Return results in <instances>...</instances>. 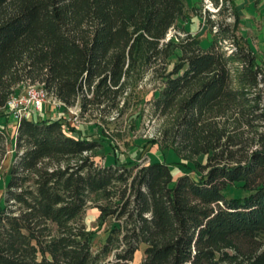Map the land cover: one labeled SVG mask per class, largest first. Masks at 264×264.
I'll return each instance as SVG.
<instances>
[{
  "label": "trees",
  "instance_id": "16d2710c",
  "mask_svg": "<svg viewBox=\"0 0 264 264\" xmlns=\"http://www.w3.org/2000/svg\"><path fill=\"white\" fill-rule=\"evenodd\" d=\"M212 1L234 23L207 19L202 48L189 32L165 42L184 0H0V110L34 85L81 115L110 114L132 76L154 68L149 109L172 114L164 143L207 157L197 177L173 182L165 162L100 165L101 141L60 119H21L0 200V264H130L141 245L140 264H264V68L235 34L233 0ZM5 143L0 126V167ZM234 184L248 195L227 198ZM96 194L100 224L113 223L94 252L81 217Z\"/></svg>",
  "mask_w": 264,
  "mask_h": 264
},
{
  "label": "rangeland",
  "instance_id": "374dc122",
  "mask_svg": "<svg viewBox=\"0 0 264 264\" xmlns=\"http://www.w3.org/2000/svg\"><path fill=\"white\" fill-rule=\"evenodd\" d=\"M221 2L222 0H219V3ZM233 2L240 19L235 34L237 38H241V44L251 49L264 68V0H233ZM207 19L218 23L223 21L229 25L234 23L229 13L220 15V11L213 5L212 0H184L183 14L167 34L165 42L170 40L176 42V35L183 36V32H189L199 39L202 48H207L211 41L209 28L206 25ZM225 46L230 47L228 44ZM179 55V51H175L168 59L167 72H170L178 62ZM153 69H144L138 75L132 76L119 109L110 114L94 112L81 115L79 104L64 108L59 106L55 99L47 96L42 108L35 114V118L60 119L66 128H75L82 131L85 137L101 141L100 148L93 151L95 161L100 165L108 166L115 160L121 163L139 161L144 164L165 162L169 165L173 182L183 175L195 178L197 177L196 164H205L207 157H179L168 148V144L164 143V133L171 124L172 114L159 117L151 113L149 109L147 102L157 95V89L160 86V79ZM25 88V85L18 86L15 95L23 96ZM7 113V110H0V126L6 135V155L0 167V200L15 153L16 124ZM150 141H156L160 146ZM224 195L227 198L243 197L248 195V192L243 190L240 184H234L224 190ZM98 205H105V202L96 194L89 199L81 217L86 230L92 234L91 243L94 252H97L105 243L113 223L111 218H106L100 224ZM144 249V245L139 247L130 264L142 262ZM110 259L112 256H109Z\"/></svg>",
  "mask_w": 264,
  "mask_h": 264
},
{
  "label": "built area",
  "instance_id": "2783aa9c",
  "mask_svg": "<svg viewBox=\"0 0 264 264\" xmlns=\"http://www.w3.org/2000/svg\"><path fill=\"white\" fill-rule=\"evenodd\" d=\"M225 50H229V48H225ZM25 89L23 96L13 94L7 102V111L16 124L23 118H35V114L40 111L47 99L46 92L39 86H27ZM55 102L62 106L60 102L56 100Z\"/></svg>",
  "mask_w": 264,
  "mask_h": 264
},
{
  "label": "crops",
  "instance_id": "0c3cea01",
  "mask_svg": "<svg viewBox=\"0 0 264 264\" xmlns=\"http://www.w3.org/2000/svg\"><path fill=\"white\" fill-rule=\"evenodd\" d=\"M16 124V123H15Z\"/></svg>",
  "mask_w": 264,
  "mask_h": 264
}]
</instances>
